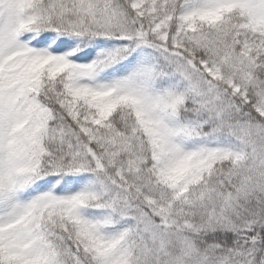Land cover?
Returning <instances> with one entry per match:
<instances>
[{"label":"snow or ice","instance_id":"6c2138e0","mask_svg":"<svg viewBox=\"0 0 264 264\" xmlns=\"http://www.w3.org/2000/svg\"><path fill=\"white\" fill-rule=\"evenodd\" d=\"M0 264H264V0H0Z\"/></svg>","mask_w":264,"mask_h":264}]
</instances>
